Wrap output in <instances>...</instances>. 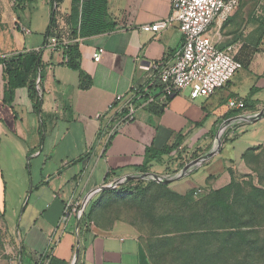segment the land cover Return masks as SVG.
<instances>
[{
  "label": "crops",
  "instance_id": "obj_1",
  "mask_svg": "<svg viewBox=\"0 0 264 264\" xmlns=\"http://www.w3.org/2000/svg\"><path fill=\"white\" fill-rule=\"evenodd\" d=\"M54 2L55 25L51 31L62 25L72 30L68 20L71 0ZM262 4L264 0L257 4L256 12ZM170 10V0H108V19L115 29L82 38L78 44L80 69L88 76L90 86L80 87L79 71L70 69L62 61V54L44 50L40 54L38 107L27 87L16 88L11 103H4L0 64V215L5 219L10 181L14 197L11 211L18 220L14 227L17 264H48L50 257L66 264H138L140 241L136 236L118 226L112 232H103L92 221L81 223L82 215L90 210L105 185L136 175L148 148L162 150L179 142L176 150L151 161L148 173L175 176L185 165L205 157L174 181L190 182L205 168L208 172L200 174L195 187H221L228 183L230 169L240 162L246 149L264 142V134L258 141L254 134L243 141L254 132V125L264 121V32L254 46L244 16L236 10L225 21L214 22L209 30L218 47L235 44L236 59L242 64L225 87L195 99L184 89L165 105L155 100L140 106L134 119L106 147L98 145L103 119L97 115L106 114L107 104L116 94L149 86L157 95L154 65L175 55L182 46V35L175 23L157 33L141 28L165 20ZM35 13L41 38L36 43L30 38L22 41L17 51L36 50L45 40L50 0L27 2L15 19L21 25L26 23L29 33L23 35L27 36ZM99 48L103 49L100 59L94 61L93 54ZM236 100L243 102L241 108L229 105ZM224 126L226 140L219 147L209 146ZM196 149L197 157L170 175L177 168L169 161L180 152L189 157ZM222 149L231 150L230 155L219 159L221 167L210 173ZM68 202L79 206L70 208L62 222ZM76 209L82 211L81 216ZM5 226L11 230L6 219Z\"/></svg>",
  "mask_w": 264,
  "mask_h": 264
},
{
  "label": "rangeland",
  "instance_id": "obj_2",
  "mask_svg": "<svg viewBox=\"0 0 264 264\" xmlns=\"http://www.w3.org/2000/svg\"><path fill=\"white\" fill-rule=\"evenodd\" d=\"M260 1L240 0L237 9L244 16L245 28L250 29L254 46L264 32V4L256 12ZM14 8L13 0H0V57L21 52L17 50L22 41L30 38L36 43L41 38L38 13L32 16L30 35L25 36L18 29ZM254 127L244 143L251 134L256 136L255 141L264 134V121ZM226 129L222 127V134L210 140L209 146L219 147L228 135ZM254 146L230 169V179L221 187H195L200 174L208 172L204 168L190 182H141L139 193L106 189L92 201V223L103 232H112L118 226L136 236L150 264H264V142ZM197 151L188 153L189 158H194ZM230 151L218 152L210 173L221 167L219 159L226 158ZM187 157L180 153L169 162L179 168ZM221 189L225 190L217 194ZM11 192L8 181V206L3 216L11 230L0 215V264H17L14 227L18 220L11 211Z\"/></svg>",
  "mask_w": 264,
  "mask_h": 264
},
{
  "label": "built area",
  "instance_id": "obj_3",
  "mask_svg": "<svg viewBox=\"0 0 264 264\" xmlns=\"http://www.w3.org/2000/svg\"><path fill=\"white\" fill-rule=\"evenodd\" d=\"M239 5L240 0H170L171 10L168 18L143 25L141 29L144 32L157 33L175 23L182 35V46L171 59L154 65L157 71L156 96L149 86L132 87L127 92L114 96L113 100L107 104L106 114L97 115V118L103 119L97 135L98 145L106 147L111 138L134 119L135 111L140 106L155 100L165 105L171 96L184 89L188 90L191 99H195L208 97L225 87L242 68V64L236 59L235 44L218 47L210 37L209 30L214 22L225 21L238 9ZM18 29L24 34L29 33V30L21 24L18 25ZM81 42L80 36L74 35L71 29L62 25L57 30L53 29L42 46L34 51L40 54L44 50L60 53L62 61L66 63L67 57L64 50L73 43ZM102 51L103 49L99 48L93 54L94 61L100 59ZM39 85L38 77L36 86L39 87ZM229 105L241 108L243 102L230 101ZM132 179L139 178L125 179L122 183ZM119 180L120 178L115 179L109 184L117 187L121 184ZM78 206L68 202L61 221H66L70 208L75 209ZM75 212L81 216V210L76 209Z\"/></svg>",
  "mask_w": 264,
  "mask_h": 264
},
{
  "label": "trees",
  "instance_id": "obj_4",
  "mask_svg": "<svg viewBox=\"0 0 264 264\" xmlns=\"http://www.w3.org/2000/svg\"><path fill=\"white\" fill-rule=\"evenodd\" d=\"M15 2V11L17 14L23 12L26 7V3L31 0H13ZM107 1L108 0H71L70 13H69V24L72 28L73 34L78 35L81 38L98 35L105 32H110L115 29V24L108 19L107 13ZM55 25V2L50 0V16L49 24L45 34V38L51 33L52 27ZM64 54L67 57L66 65L73 70L79 71L80 87L87 88L90 86V80L80 69V59L81 54L77 43L69 45L65 50ZM0 64L3 66V101L4 103L10 104L14 90L19 87H27L29 91L30 98L32 99L34 106L38 107L40 103V95L37 90V78L41 75V57L40 53L36 51H22L14 53L10 57H0ZM179 142L164 148L162 150L147 149L144 163L138 166L135 172L137 174H147L149 172L150 162L158 159L162 155L170 154L173 150H176ZM256 146H252L246 149H255ZM243 153V155L246 153ZM182 153V152H180ZM179 153V154H180ZM243 155L241 158H243ZM194 158H184L183 163L179 164L176 170H174L170 175L177 173L182 167L190 162ZM210 177V176H209ZM109 176L106 177V182ZM156 179H132L127 182L121 183L117 187L105 188L100 190V192L106 189H119L127 193H139L141 190L139 184L142 183H153ZM162 185H166L159 181ZM227 186L226 188H229ZM207 188V187H206ZM225 190V189H224ZM217 190V194H221L223 191ZM93 204H91L90 210L84 213L81 217V223L84 221H92L93 215ZM93 222V221H92ZM140 241V240H139ZM141 245V243H140ZM142 246V245H141ZM143 247V246H142ZM144 249V248H143ZM147 256V255H146ZM148 259V258H147ZM48 264H66L65 262H59L52 257L49 259ZM150 264V263H149Z\"/></svg>",
  "mask_w": 264,
  "mask_h": 264
},
{
  "label": "water",
  "instance_id": "obj_5",
  "mask_svg": "<svg viewBox=\"0 0 264 264\" xmlns=\"http://www.w3.org/2000/svg\"><path fill=\"white\" fill-rule=\"evenodd\" d=\"M219 137V136H218ZM205 157L199 158L195 161L190 162L189 164L185 165V167L179 172V174L171 177H157L154 174H142V175H135V176H125L120 178L119 183H122L125 179L130 178H139V179H156L157 181H161L163 183H169L174 180H178L185 174H188L189 167H195L196 165H200L204 161ZM114 184H107L103 188H111L114 187ZM138 264H149L147 259L146 253L141 245H138Z\"/></svg>",
  "mask_w": 264,
  "mask_h": 264
}]
</instances>
